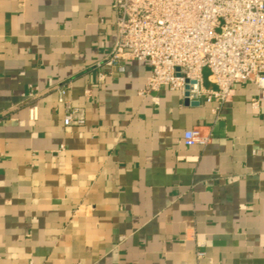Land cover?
Returning a JSON list of instances; mask_svg holds the SVG:
<instances>
[{
  "label": "crops",
  "instance_id": "0c3cea01",
  "mask_svg": "<svg viewBox=\"0 0 264 264\" xmlns=\"http://www.w3.org/2000/svg\"><path fill=\"white\" fill-rule=\"evenodd\" d=\"M116 33L113 0H0V264H197V240L212 264H264L257 87L218 113L141 94L147 61L104 62ZM66 81L81 126L64 124ZM193 127L210 143L187 146Z\"/></svg>",
  "mask_w": 264,
  "mask_h": 264
},
{
  "label": "built area",
  "instance_id": "2783aa9c",
  "mask_svg": "<svg viewBox=\"0 0 264 264\" xmlns=\"http://www.w3.org/2000/svg\"><path fill=\"white\" fill-rule=\"evenodd\" d=\"M113 8L117 35L104 62L124 72L128 60L147 61L150 74L141 94L168 87L184 99L218 102V113L235 85L249 82L258 89L252 108L264 110V0H113ZM204 69L213 88L204 84ZM70 86L69 81L56 86L65 106L63 121L81 126L84 117L66 99ZM28 109L36 120L38 105ZM183 138L187 146L211 141L199 127L186 129ZM196 258L197 264H212L202 240Z\"/></svg>",
  "mask_w": 264,
  "mask_h": 264
},
{
  "label": "water",
  "instance_id": "95a60500",
  "mask_svg": "<svg viewBox=\"0 0 264 264\" xmlns=\"http://www.w3.org/2000/svg\"><path fill=\"white\" fill-rule=\"evenodd\" d=\"M187 88H188V86H187ZM186 95H188V92H186ZM185 102L187 103V104H191V105H198L199 104V101H195V100H189V98L188 97H186L185 98Z\"/></svg>",
  "mask_w": 264,
  "mask_h": 264
}]
</instances>
